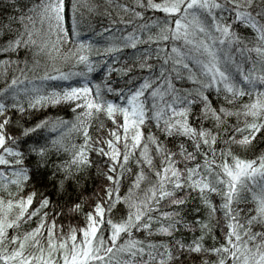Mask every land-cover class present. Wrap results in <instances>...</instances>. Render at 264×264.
<instances>
[{
  "label": "snow or ice",
  "instance_id": "1",
  "mask_svg": "<svg viewBox=\"0 0 264 264\" xmlns=\"http://www.w3.org/2000/svg\"><path fill=\"white\" fill-rule=\"evenodd\" d=\"M0 264H264V0H0Z\"/></svg>",
  "mask_w": 264,
  "mask_h": 264
},
{
  "label": "trees",
  "instance_id": "2",
  "mask_svg": "<svg viewBox=\"0 0 264 264\" xmlns=\"http://www.w3.org/2000/svg\"><path fill=\"white\" fill-rule=\"evenodd\" d=\"M69 23H70V21H69ZM90 23H91V25L93 27H95L97 29V31H99V27H100L101 24H104V25L107 24V18L106 17H103V16H97V15L93 14ZM97 42L102 44L103 43V37L98 38ZM124 58L125 57L122 54L120 56V59L121 60H124ZM102 76H103V72H102L101 68H97L94 71V73H93V77L96 78V79H100V78H102ZM113 78H115V73H113ZM54 114H59V113H54ZM68 114L70 115V113H68Z\"/></svg>",
  "mask_w": 264,
  "mask_h": 264
}]
</instances>
